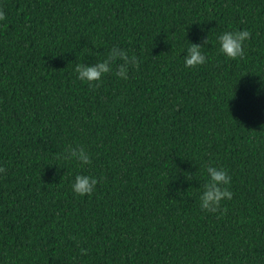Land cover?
I'll list each match as a JSON object with an SVG mask.
<instances>
[{"label":"trees","instance_id":"1","mask_svg":"<svg viewBox=\"0 0 264 264\" xmlns=\"http://www.w3.org/2000/svg\"><path fill=\"white\" fill-rule=\"evenodd\" d=\"M0 10V264H264V0ZM242 28L243 55L226 58L216 35ZM206 35L207 61L185 67ZM112 45L137 57L128 79L79 80L75 64ZM67 145L90 163L62 160ZM209 161L232 192L215 213L198 202ZM77 172L97 178L91 194L72 192Z\"/></svg>","mask_w":264,"mask_h":264},{"label":"clouds","instance_id":"2","mask_svg":"<svg viewBox=\"0 0 264 264\" xmlns=\"http://www.w3.org/2000/svg\"><path fill=\"white\" fill-rule=\"evenodd\" d=\"M5 17V12L0 10V19ZM250 36L249 30L242 28L239 30H223L219 32L215 41L218 47V52L223 54L226 58H236L243 55V44ZM208 36L203 38L202 43H195L188 41L183 48V64L185 67H194L204 64L208 57L202 50V46L207 42ZM121 63L115 64V61ZM137 66V57L130 54L124 48L117 45H112L103 59L97 60L91 64L79 62L75 64V72L77 78L81 81L91 83L96 81L99 83L101 77L109 72H114L118 79H128L129 67ZM254 95L264 94V79L254 81ZM60 158L65 161H78L79 166L83 167L91 161L90 154L85 148L80 146L67 145L60 154ZM5 168L0 164V173L4 172ZM206 179L201 187L198 195L199 208L215 213L220 208L222 200H228L232 197L228 185L230 183V176L227 170L223 167H218L209 161L205 167ZM97 184V178L85 172H77L70 181V187L74 194L85 195L91 194Z\"/></svg>","mask_w":264,"mask_h":264}]
</instances>
